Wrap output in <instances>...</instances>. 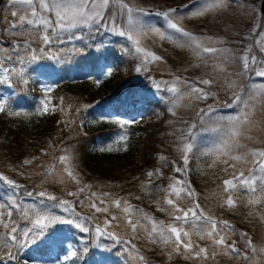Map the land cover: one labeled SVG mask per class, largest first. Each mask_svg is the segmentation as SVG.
Listing matches in <instances>:
<instances>
[{
    "label": "snow or ice",
    "instance_id": "1",
    "mask_svg": "<svg viewBox=\"0 0 264 264\" xmlns=\"http://www.w3.org/2000/svg\"><path fill=\"white\" fill-rule=\"evenodd\" d=\"M231 2L233 0H195V10L191 11V15L202 17L212 12H220L228 8ZM6 11L13 19H0V25H7L0 29V84L26 85L28 69L38 60L48 58L62 62V52L79 51L75 47L70 50L56 48V45L86 41L94 33H109L130 42L131 47L123 51L138 59L139 63L135 69L138 73L150 71L152 64L165 62L162 56L145 46V39L151 36L162 41L167 40L179 48L190 49L198 61L197 67L201 64L207 66L211 62L212 73L207 74L210 78H198L192 82L175 76L170 83L162 82L166 85L163 89L161 82L152 81L158 92L170 93L167 99L171 104L169 111L173 115L178 107L190 106L207 101L210 96L214 97L216 93L209 91L217 83L213 74L226 73L227 65L234 59L239 60L240 74L247 75L250 79L252 76L264 78V58L258 59L253 52V46H248L239 57H234L228 49L213 46L219 41L214 42L211 38L201 39L185 30L178 22L180 17L174 15L176 9L154 13L165 21L166 27L163 31L145 19L153 13L134 5L132 0H7ZM258 28L259 24L252 30L253 35ZM254 46L264 54V32L260 33ZM106 75H111L110 69ZM225 86L232 91L233 97L227 106L238 107V112L228 117L213 115L217 113V109L212 105L196 110L199 123L205 126L203 130L219 134L212 147L203 150L201 155L213 157V166L216 163L226 165L225 172L229 168L236 169L237 164L247 165V174L245 170L233 171L229 179L223 180L220 207L235 209L241 199V190L247 194V204L255 207L264 203V148H248L244 141L252 139L249 132L261 123L254 120V117L258 113L264 115V84L253 83L245 93L236 79L229 80L225 77ZM52 90L51 87L44 89V99L40 101L35 115L43 116L57 110L66 111L63 100L59 104H52L49 99ZM185 100L189 101L188 105H184ZM0 114L29 115L10 111L6 99L0 100ZM115 123L126 131L130 122L118 120ZM195 128L196 124L189 125L179 138L178 150L181 153L182 166L176 167L175 172L182 176L187 174V166L196 147L197 134L193 131ZM127 140L126 134L121 135L112 144L99 147L98 151L119 150L115 146L121 142L126 143ZM62 152L53 164L46 167L43 175L56 178L61 183H64L65 179L74 182L78 186L77 191L67 192L66 195L75 197L81 207L90 210L91 215L81 216L75 210L73 201L58 199L46 190L21 191L23 185L0 174V188L6 186L11 190L7 196L8 210H5L4 204H0V230L3 232L0 235V240H3V243H0V261L14 260L16 252L35 243L54 224L73 225L80 232L88 233L90 228L87 222L92 221L97 241L106 238L115 244L127 245L125 253L135 264H149L145 255L133 243L141 233L148 244L160 246L162 250L168 249L169 259L176 254L204 262L224 254L236 260L243 259L247 264H264V245L253 244L251 237L244 240L243 250L237 247L235 240L229 243L233 226L226 220H217L214 215L205 211L197 201L198 194L186 180L173 177L167 188L161 189L164 196L161 201H157V208L168 214L169 221L165 223L129 204L127 200H108L90 191V185L80 186L81 180L73 163L74 156L69 149H62ZM159 159L164 160L165 157L160 156ZM32 163V159H25L23 166ZM160 174L158 171H148L146 181L142 183L147 187L152 178ZM20 175L24 173L20 172ZM86 190L88 194L81 200L80 194ZM103 195L109 196L108 193ZM25 196L31 198L34 203L25 204ZM188 201L191 202L188 206H182ZM57 207L68 213V217L58 216L51 211ZM112 209L118 210V214H114ZM96 214H104V219L96 222L99 220ZM251 214L250 212L249 215ZM261 219L264 220V216H261ZM117 229H121L123 235ZM124 236L130 238L124 239ZM193 236L198 237L199 241H205L207 246H201L193 240ZM246 236L247 233H240L241 239ZM71 256H77V251H72Z\"/></svg>",
    "mask_w": 264,
    "mask_h": 264
},
{
    "label": "rangeland",
    "instance_id": "2",
    "mask_svg": "<svg viewBox=\"0 0 264 264\" xmlns=\"http://www.w3.org/2000/svg\"><path fill=\"white\" fill-rule=\"evenodd\" d=\"M133 4L147 10L153 15L146 17V20L151 21L156 27L161 28V30H165V21L162 17H158L154 15L156 12H165L170 9H176L175 16L180 17L178 22L181 24L185 30L189 31L196 37L201 39L211 38L212 41H219V43H214L213 46L219 48L228 49L234 57H239V55L246 49L248 46H253V52L257 55L258 59L264 58V54H261L259 50L254 46L255 40L260 36L261 32H264V16L260 14L259 5L261 0H233L230 3V6L223 11L220 12H212L206 14L202 17H193L191 15V11L195 10L194 3L195 0H132ZM243 5V7L239 6ZM7 0H0V19H13L7 14ZM255 10V11H253ZM259 24V28L256 29L255 35H253L252 30L254 27ZM6 23L4 25H0V29L6 27ZM218 27V28H217ZM216 28L219 29L216 32ZM85 31H87L85 29ZM225 34L224 37L221 36ZM102 33H95L93 36L89 37L91 41H95ZM111 36V35H110ZM118 37V36H117ZM251 37V39H249ZM121 38V37H119ZM123 39V38H121ZM126 46L114 47L118 52L114 55L113 58H109V60L101 59V71H107L110 66L116 67L118 72L123 76L128 74V66L124 62V58L128 55L130 60L133 61L135 65V69L138 66V59L132 55L125 53L123 49L130 48V42L124 40ZM82 41H75L74 43H65L61 45H56V48L61 46H65L66 49H72L76 45H80ZM144 44L146 47L151 49L157 55H160L164 59V63H155L150 66V71L156 72L160 75H164L165 78L159 80L157 82H161L162 89L166 87V85L162 82H171L175 76H181L189 81H196L198 78H210L208 77V73H212L211 62L209 65L205 66L201 64L197 67L198 61L194 58L192 51L186 48H179L172 44L167 40H160L158 37L151 36L145 39ZM80 49V48H79ZM75 52L67 51L68 61L74 66V70L77 71L81 64L77 57L74 55ZM177 54V55H175ZM50 59L44 58L40 59L34 64H32L27 72L28 83L19 84L13 83L11 86L7 84H0V100L6 99L8 101V106L10 111H16L19 109V106L23 104L20 102L19 98H21L20 91L23 92L26 89V86L32 81V75H34V80H38L39 88L36 90V93L40 94L39 103L42 99H44V89L46 87H51L53 90L49 94V99H51L53 104L54 99V87L51 81V78L46 75V78H39L40 73L45 67L44 61H49ZM113 62V65L109 64V62ZM147 73V72H144ZM239 60L234 59L227 65V72L223 74H216L217 83L209 89V91L216 93V95L210 96L207 101H202L198 103L191 104L190 106H181L177 109H183V111H192L196 115V110L198 108H207L209 105L214 106L217 109V113H213V115L219 114L224 117V113L228 116L235 115L238 112V107H228L227 105L231 103L232 91L228 90L225 86V77L229 80L236 79L237 83L246 93L249 90V85L255 84H264V78H259L252 76L251 79L247 75H242ZM84 77H88V74L85 73ZM102 77L99 75L97 77L100 80ZM76 79V78H75ZM74 79V80H75ZM76 85H79L76 83ZM99 89V87H97ZM182 90H185L182 88ZM163 95L170 96V93L167 91H163ZM153 93L157 95V90L153 86ZM166 93V94H165ZM20 95V96H19ZM98 95L102 98L103 93L100 91ZM125 98V97H124ZM15 99V100H14ZM100 105L97 107V111L99 107L105 105L103 101L100 100ZM189 101L185 100L184 105H188ZM138 105L130 104V100L124 99L117 111H113L110 106L103 107L100 109L101 115L103 117H112L111 121L115 122L118 120L129 121L130 123L127 125L126 131L121 129L119 124L116 123V127H118L121 131L118 133V136L127 135L128 140L123 142L125 145L121 151L123 154L113 160H105L101 158V154H98L97 147H93V165L96 169L102 171H108L113 173H124L136 167L139 164V153L138 151L131 150V146H129L130 142H132L139 134L138 130L141 127H146L148 123H150L153 118L159 115L158 110H154L153 112L146 113L144 110L137 109ZM148 109V108H147ZM150 109V108H149ZM47 115V114H46ZM261 114H257L254 117V120L259 121V117ZM116 117V118H113ZM197 117V115H196ZM109 123V122H107ZM225 123V121H224ZM105 124V122L103 123ZM111 124V123H110ZM196 124V128L193 129L196 135V147L193 150V153L190 157V162L188 164V171L186 176L178 177V173L175 172L176 166L173 165V170L170 173H161L160 175L154 176L152 178L151 183L146 187L142 182H139L134 187H129L126 190H117L115 192H96L100 197L111 200L112 198H122V200H127L129 204L133 205L136 208L142 209L143 212L148 213L150 216H153L157 220L164 221L167 223L169 221V216L166 212L159 211L157 208V201H161L164 192L161 190L164 188V185L161 184V180H167L166 187L169 185L173 177L177 179H184L187 183H189V176L193 175L197 182L200 183V190H195L198 194L197 201L201 205L205 211L210 212V214L214 215L217 220H221L220 218L223 215L236 216L240 220H245L248 222L251 221H259L261 225L263 224L264 229V220L261 219V216H264V203L256 205L255 207L249 206L247 204V194L241 190L240 196L241 199L238 200L237 206L235 209L221 208L220 204L222 202L221 196L222 192V183L223 180L229 179L232 175L233 171L245 170V174H247V165L237 164L236 169L229 168L227 172L224 169L227 167L224 164L216 163L213 166V157L201 155V152L205 149L211 148L213 142L218 139L217 133H211L208 131H204V125L199 123L197 120L192 123ZM113 125V124H112ZM12 122L8 120V118H4L0 121V149L1 150H9L11 149L10 143L7 142V134L9 135L10 129H13ZM133 128V129H132ZM80 129L84 132L83 125L80 124ZM256 128H253L249 135L253 138L254 135H251ZM12 139V138H11ZM100 140H96V145L100 144ZM251 144V142L249 141ZM248 148H264V144L262 146L249 145ZM45 152L39 151V153H25L23 158L20 161V164L23 166V161L25 159H32L33 163L36 164L37 167V175L33 177V175L27 174V179H30L29 185L33 186L35 191L45 190V182L51 181L55 178L50 177L49 180L40 179V175L45 173L46 167L49 163L48 158H42V155ZM179 156L181 157V153L179 152ZM32 163V164H33ZM28 166V165H27ZM174 173V174H173ZM59 181V180H57ZM54 180V183L57 182ZM11 190L7 189L6 186L0 188V204L5 205V210L7 209V196ZM108 193V197H104L103 194ZM84 196V195H83ZM25 204L34 203V201L29 197H24ZM84 200L83 198H80ZM50 203V202H49ZM191 202L188 201L182 206H188ZM76 205L75 210L81 214V216H90L91 212L87 208L81 207L78 201H75ZM51 211L58 215L67 218L68 213L63 212L60 208H53ZM114 214H118V210L112 209ZM252 213L249 215V213ZM99 217V220L96 222H101L104 219V214H96ZM16 218V213L13 214V219ZM230 223V222H229ZM93 225L91 242L94 246H96V250L98 254H102L104 251V245L99 240L97 241L94 231V223L92 221L87 222V226ZM231 224V223H230ZM232 225V224H231ZM24 224L21 222V227ZM71 231H75L78 233L79 238L84 240L89 235L88 233H82L79 229H76L73 225L66 224H54L52 225L47 233L40 237L35 243H31L26 247L20 249L16 252V258L11 261H0V264H68V262L73 258L71 256V252L74 251V246L71 244L70 240L73 238V235L70 233ZM123 235L121 229H117ZM3 232L0 230V235ZM232 236V235H231ZM124 239H129L130 237L124 236ZM103 240L109 241V239L102 238ZM193 240L197 241L201 244V246H207L205 241H199L198 237L193 236ZM232 237L229 239V243H231ZM0 243H3V240H0ZM136 244L137 248L141 250V253L144 255L147 251H153V255L158 257L157 261L156 257L153 259L147 258L149 264H211V263H222L225 262L227 264H247L243 259L236 260L234 258H230L227 255L220 254L217 255L214 260L209 261H199L192 258H185L184 255H176L173 254L169 259L167 255L168 249H163L157 245L148 244L144 237L143 233L133 241ZM259 245H264V239ZM243 244L240 246L237 244V247L243 250ZM36 250H40L43 253L47 252L45 256H40ZM50 252L48 253V251ZM211 252V247L209 248ZM250 254V253H249ZM98 262L101 263V259H98ZM161 262V263H160Z\"/></svg>",
    "mask_w": 264,
    "mask_h": 264
},
{
    "label": "trees",
    "instance_id": "3",
    "mask_svg": "<svg viewBox=\"0 0 264 264\" xmlns=\"http://www.w3.org/2000/svg\"><path fill=\"white\" fill-rule=\"evenodd\" d=\"M217 28L216 32L219 30ZM224 35L221 33L222 37ZM121 46H126L123 39L110 36L109 33H102L101 36L98 34L95 41L88 38L86 41H82L80 45L75 46V48H80L79 51L74 53L81 64L77 71L68 61L69 54L67 52L60 54L62 62L53 59L44 61L45 67L39 78L45 79L48 74L55 89L53 104H59L63 100V107L66 111L57 110L43 116L34 114L39 107V95L36 93L39 85L38 80L35 81L34 75H32V81L26 86L25 91H20L21 98L19 100L23 104L15 111L22 114L28 113L29 115L9 116L0 114V121L6 117L13 124L11 126L13 129H10L9 135L7 134V142L10 143L11 149H14V151L0 149V174L23 185L24 188L21 191H32L34 185H29L30 179H27V174L29 173L35 177L38 170L35 163L28 166L20 164L24 154L28 152L39 153V151L46 152L47 154H43L42 158H48V165H51L56 157L63 154L62 149L66 148L70 150L75 158L73 163L75 172L81 180L80 186L90 185V191L104 193L134 187L139 182L146 181L148 171L171 174L173 165L176 167L182 166L181 157L178 153L179 138L198 117L192 111H183V109H176V114L173 115L169 111L171 107L167 99L169 96H162L163 91H157V95L153 93L152 81L157 82L164 79L165 76L153 71L151 73L136 72L135 65L128 55L124 58V62L128 66L127 75L123 76L113 66L109 68L111 75H106L109 69L102 72L101 59L109 60V58H113L118 52L114 47ZM59 48L66 49L64 45ZM109 64L113 65V62L111 61ZM85 73L88 74L87 78L84 77ZM99 75L102 77L100 80L97 79ZM76 83L79 85H76ZM100 91L103 93L102 98L98 95ZM124 96L131 100V103L140 104V109L146 113H149L150 110L153 112L156 109L159 111V115L155 116L146 127L134 128L139 131V134L130 142L129 146H131V150L139 153V164L136 167L121 174L98 170L93 165L94 153L92 148L112 144L117 140V133L121 130L115 126L116 123L112 122L111 118H98L96 115L103 116L98 114L101 111L97 113L94 108L100 105V100L106 103L105 107H107L112 102H121ZM85 105L86 108L83 107ZM77 109H79L78 114ZM223 115L227 117V114L224 113ZM68 121H72V123H67ZM259 121L261 122L259 127L251 133L254 137L244 141L247 146L248 144L255 146L264 144V115L259 117ZM104 122L105 124H103ZM80 124L83 125L84 132L81 131ZM97 139L101 141L98 145H96ZM124 146L121 142L115 146L119 150L100 152L97 149V151L98 154L102 155V159L110 161L123 154L121 149ZM160 156L165 157V159L160 160ZM20 172H23L24 175H20ZM180 176L181 174L178 173V177ZM46 178L49 180L50 177L40 175V179ZM54 180L57 181L58 179L55 178L45 182L46 191L57 196L58 199L77 201L75 197L66 195L67 192L77 191L78 186L74 182L65 179L64 183L60 181L54 183ZM161 184L165 188L167 180H161ZM189 184L193 189L200 190L201 185L193 175L189 176ZM87 194L88 190L80 194V198L85 199ZM220 219L232 224L233 234L231 237L239 246L244 245V240L248 237H251L253 244L256 245H259L264 239L263 224L261 225L259 221L248 222L232 215H223ZM89 228V235L84 240L80 239L75 231L71 232L73 235L71 243L75 246L74 251H77V256L73 257L68 262L69 264H135L125 253L127 245L115 244L111 240L99 239L100 242L103 241L102 244L105 248L102 254H98L95 249L96 246L91 242L93 225L91 224ZM240 233H247L248 236L241 239ZM36 252L40 255L47 254V252L43 253L39 250ZM144 255L150 259L156 257V261L158 259L156 255H153V251H147ZM98 259H101V263L98 262ZM218 264L227 263L220 262Z\"/></svg>",
    "mask_w": 264,
    "mask_h": 264
},
{
    "label": "water",
    "instance_id": "4",
    "mask_svg": "<svg viewBox=\"0 0 264 264\" xmlns=\"http://www.w3.org/2000/svg\"><path fill=\"white\" fill-rule=\"evenodd\" d=\"M260 12L262 15H264V0L261 1Z\"/></svg>",
    "mask_w": 264,
    "mask_h": 264
}]
</instances>
